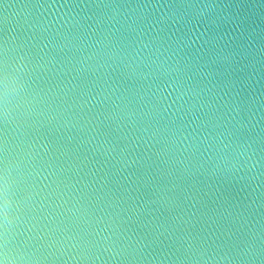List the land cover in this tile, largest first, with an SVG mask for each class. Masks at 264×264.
<instances>
[{"label":"clouds","instance_id":"clouds-1","mask_svg":"<svg viewBox=\"0 0 264 264\" xmlns=\"http://www.w3.org/2000/svg\"><path fill=\"white\" fill-rule=\"evenodd\" d=\"M62 7L0 44V264H264V2ZM81 152L119 190L93 195L109 181L92 164L65 185L85 189L68 207L58 178L79 176ZM24 172L32 186L14 201ZM38 193L59 196L46 224Z\"/></svg>","mask_w":264,"mask_h":264},{"label":"water","instance_id":"water-1","mask_svg":"<svg viewBox=\"0 0 264 264\" xmlns=\"http://www.w3.org/2000/svg\"><path fill=\"white\" fill-rule=\"evenodd\" d=\"M90 3L91 0H0V35L4 34L5 29H12L15 31L16 35H25L29 33V26L31 25H38L42 23L44 20H50L52 23L60 20L61 16L68 12L67 7H62V5L67 4H80V3ZM109 3L119 4V5H148L150 7H159L161 4L172 3L173 0H108ZM232 2H239L245 4H255L258 5L264 0H232ZM48 5H55L54 7H48ZM77 15L83 12V9H73L72 10ZM7 18V19H5ZM39 35V33H37ZM91 79L90 76H85L82 78L83 83H87ZM105 132H109L110 129L105 128ZM76 139L72 141L71 144H68V147L71 149H77L79 145V140L81 138L80 133H75ZM55 138L49 137L50 141H53ZM68 142L65 140L58 139L53 144H67ZM88 155L89 159H92L91 153L81 152L79 154H74L73 162L75 164L80 165L82 171H80L79 176H74L72 173H67V179L62 177L65 180V184H61L59 192L61 195L64 196V199L69 203L67 206L71 207V199L72 196L77 193V189L80 191H84L83 184H77V188L66 187L69 181H77L80 179H84L85 182L91 180V173L85 175L88 172V168L95 164L94 171H99L101 168L104 167V171L108 173V183L103 187L100 184L96 185V189L92 192L93 195H100L104 196L106 193L111 195L112 192L118 191L119 186L115 182L116 176L113 175L114 170L109 168L108 166H104L103 161L99 160L98 158H94L90 161L85 162V157ZM136 173L138 176L143 175V169L137 168ZM164 180L167 177L163 178ZM38 184L41 183L40 181L37 182ZM182 185L188 186L191 184V181H181ZM91 186V185H90ZM199 188L200 185H197ZM12 190L16 195H13V200H21L19 197H24L26 195V190L17 182L13 185ZM46 191V190H45ZM145 189L141 190L143 194ZM145 199H149L148 196H144ZM151 198V196H150ZM59 199V196L53 198L51 196L41 197L38 193L36 197V212L34 213L36 216L39 217L41 224H46L48 221L45 217V212L48 214H53L57 211L55 204L56 201ZM43 205V207H39V205ZM52 207H49V205ZM186 205L182 201H178V204L175 208L170 210L162 211L161 215L162 218L172 221L173 217L179 216L182 214V209H184ZM25 214H32L31 208L24 209Z\"/></svg>","mask_w":264,"mask_h":264},{"label":"snow or ice","instance_id":"snow-or-ice-1","mask_svg":"<svg viewBox=\"0 0 264 264\" xmlns=\"http://www.w3.org/2000/svg\"><path fill=\"white\" fill-rule=\"evenodd\" d=\"M92 3L94 4H100V5H105V4H109L108 0H91ZM88 3V2H87ZM7 19V18H5ZM8 33V29L4 30V34L0 35V44L5 42V37L7 36ZM25 38V35H17V39L18 40H22ZM32 58L35 59L38 56V51L33 49L31 52ZM46 83V82H45ZM87 83H85L86 85ZM4 87V83H3V60L2 58H0V92H2ZM106 134H111V132H106ZM3 138V128L2 126H0V141H2ZM59 138H55L53 141H51L52 143H55L56 140H58ZM19 184L23 187V189H27L29 187L32 186L33 183V178L27 173L24 172L20 178V180L18 181ZM58 183L59 184H65V180L62 177L58 178ZM4 172H3V166H2V161H0V211H2L3 206H4V199H5V188H4ZM13 186H10L7 189V192L10 195H16V193L13 192L12 190ZM145 191L143 193V196H148L150 199V193H151V186L150 183L146 184L145 186ZM20 199H22L23 197H19ZM27 218H31L32 214H25Z\"/></svg>","mask_w":264,"mask_h":264}]
</instances>
